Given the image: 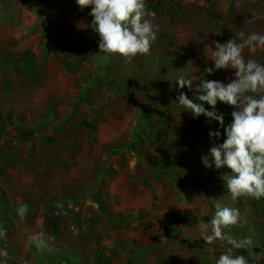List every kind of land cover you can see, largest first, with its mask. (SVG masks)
Listing matches in <instances>:
<instances>
[{"label": "rangeland", "instance_id": "rangeland-1", "mask_svg": "<svg viewBox=\"0 0 264 264\" xmlns=\"http://www.w3.org/2000/svg\"><path fill=\"white\" fill-rule=\"evenodd\" d=\"M146 9L155 13L147 18L158 25V38L148 54L125 59L100 52L91 8L82 9L76 0H0L2 263L17 262L13 241L28 232L23 222L34 227L50 216L57 233L42 229L49 247L80 243L103 249L115 243L126 255L124 264H216L231 246L220 240L206 244L210 228L203 226L227 205L239 209L241 219L226 233L253 241L232 254L264 264V198L233 200L221 178L231 170L203 166L201 156L223 143L224 129L177 105L180 91L195 98L198 81L193 91L175 83L178 76L225 84L234 79L231 69L206 72L214 68L207 48L215 50L214 41L223 44L241 32L264 33V20L251 22L252 11L264 13V0H146ZM243 54L264 64V49ZM143 107L154 130L163 131L154 144L134 141ZM234 110L217 103L225 127ZM216 130L221 137L213 140L209 132ZM125 148L150 162L161 183L152 186L159 200L153 208L160 213L149 219L141 210L127 226L86 199L100 193L89 187L102 159L122 151L125 163ZM111 187L110 181L106 188ZM22 206L26 211L20 214ZM78 233L88 238L77 240Z\"/></svg>", "mask_w": 264, "mask_h": 264}, {"label": "clouds", "instance_id": "clouds-1", "mask_svg": "<svg viewBox=\"0 0 264 264\" xmlns=\"http://www.w3.org/2000/svg\"><path fill=\"white\" fill-rule=\"evenodd\" d=\"M83 8H91V29L98 34L99 49L106 55H119L125 59L137 55H146L158 38V25L147 17H154V12L146 9V0H76ZM264 20V13L251 12V22ZM211 52L214 68H207L211 75L214 71L234 70L235 78L229 83L207 80L203 77L178 76L175 83L179 89L188 88L195 98L190 99L180 91L177 105L190 112L194 118L204 116L217 121L224 129L226 139L222 144H213L207 154L201 156L206 169L227 168L230 173L221 178L227 192L233 200L239 197H250L256 200L264 198V64L254 59H246L244 50L256 52L264 49V33L252 32L226 43L214 41ZM218 102L232 106V123L225 127L224 117L215 111ZM205 104L213 110L205 108ZM209 137H221L219 130L210 131ZM26 206L19 209L20 214ZM239 209L227 205L217 207L210 225V232L204 237L206 244L215 240L226 241L231 247L221 254L216 264H248L243 255H233L232 249H243L252 245L249 238L237 239L225 231L229 226L240 222Z\"/></svg>", "mask_w": 264, "mask_h": 264}, {"label": "crops", "instance_id": "crops-1", "mask_svg": "<svg viewBox=\"0 0 264 264\" xmlns=\"http://www.w3.org/2000/svg\"><path fill=\"white\" fill-rule=\"evenodd\" d=\"M125 149L128 158L125 163H122L124 157L122 151L110 152L102 159L104 162L103 167L95 172L96 177L89 189H92L94 193L99 189V192L104 194L101 196L99 193L98 197L86 199H91L92 206H95L100 213L104 212L106 216L109 214L111 217L117 216L119 223L125 221L124 223L127 226L129 223L127 219L137 216L141 210L149 219L150 216L160 213L159 208L156 211L153 208L155 205H159V200H157L158 193L153 194L157 190L152 186H160L161 183L157 179L159 173L151 170L150 162L141 158L134 151L130 152L127 150L128 148ZM154 156L165 158V154L162 152H156ZM145 168L149 169V172ZM110 181L112 187L108 189L106 186ZM146 185H148V188H145ZM109 191L113 194L108 199ZM120 191L123 192L122 195ZM145 191L149 193L146 196L143 195ZM136 194H138V198L135 201ZM147 198L149 204L146 206L144 200ZM146 207L148 209H144ZM29 218L32 219V216ZM23 223L28 232H24L13 241L15 245L19 246L13 256V258H17L15 264H124L126 262V255L120 253L121 249L119 246L115 247V243H110L109 246L103 249H97L95 246L88 248L87 244L80 243H76V245L63 244L61 248L49 247V237L47 236L49 230L43 220L40 223L36 220L34 227H31V221ZM42 229L48 232L44 233ZM77 238L79 240L88 237L87 234L78 233ZM119 255L124 257L119 259ZM0 264L5 263L0 261Z\"/></svg>", "mask_w": 264, "mask_h": 264}, {"label": "trees", "instance_id": "trees-1", "mask_svg": "<svg viewBox=\"0 0 264 264\" xmlns=\"http://www.w3.org/2000/svg\"><path fill=\"white\" fill-rule=\"evenodd\" d=\"M49 46V42H48ZM139 110V109H138ZM138 122L133 131L134 141L140 142H150V144L156 143L157 138L163 133L160 131H155L152 125V120L150 117H147L146 109L143 107L138 111ZM153 138V139H151ZM47 229L53 233H57L56 222L50 218V216L45 221Z\"/></svg>", "mask_w": 264, "mask_h": 264}]
</instances>
